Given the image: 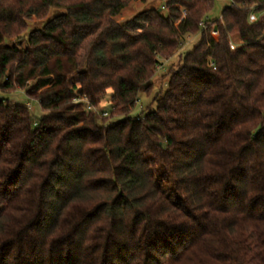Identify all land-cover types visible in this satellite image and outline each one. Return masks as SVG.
<instances>
[{
    "label": "trees",
    "instance_id": "obj_1",
    "mask_svg": "<svg viewBox=\"0 0 264 264\" xmlns=\"http://www.w3.org/2000/svg\"><path fill=\"white\" fill-rule=\"evenodd\" d=\"M133 1L0 0V264H264V0Z\"/></svg>",
    "mask_w": 264,
    "mask_h": 264
},
{
    "label": "rangeland",
    "instance_id": "obj_2",
    "mask_svg": "<svg viewBox=\"0 0 264 264\" xmlns=\"http://www.w3.org/2000/svg\"><path fill=\"white\" fill-rule=\"evenodd\" d=\"M230 4V0H214V5L212 9L207 13V18L212 20V19H217L220 17L221 10ZM161 7V8H160ZM150 8H159L158 10H162V1L161 0H145V1H140V0H135L133 2H130L127 7H125L122 12L115 17L116 21L118 22H123L125 20L130 19L133 15L137 14L140 11L147 10ZM58 10H52L48 16L46 17L49 18L55 13H57ZM163 14H165V9H163ZM260 13H258L259 15ZM41 25V22L33 20L30 24L29 27L26 31V33L32 29L33 27ZM198 40V35H191L185 39L184 45L180 49V53L185 52L187 50H190L194 43H196ZM233 42L237 41V38L232 39ZM89 44V39L86 40L82 48L80 50V58L83 57L84 53L87 50ZM178 63V54L173 55L169 59H165L162 61V63L157 67L156 73L153 77V89L152 92L149 95H146L144 93L139 95V100L134 107L132 113L133 114H138L140 113L143 109H147V107L150 106V108L155 107V103L152 101V98L154 94L160 89L161 91L166 88V82H167V72L170 70L171 67L175 66ZM109 93H107L106 97L102 100L101 104L99 105V109L102 111H109L110 109V101H109ZM0 98L8 99L9 102L11 103H19L23 105H28V108L31 112V114L34 117H39L41 115V110L38 105V102L35 100H30L26 97L25 93L21 89H17L12 92H3L0 90ZM95 109V108H94Z\"/></svg>",
    "mask_w": 264,
    "mask_h": 264
},
{
    "label": "built area",
    "instance_id": "obj_3",
    "mask_svg": "<svg viewBox=\"0 0 264 264\" xmlns=\"http://www.w3.org/2000/svg\"><path fill=\"white\" fill-rule=\"evenodd\" d=\"M254 7H255V6H251V12H250L249 15H248V20H249L250 22L255 21V20L257 19V17H258V13L255 12V11L253 10ZM213 34H214V35L216 34V31H215V30L213 31ZM234 46H235V44H234L233 42H231V43H230V48L233 49ZM104 114H105V113H104Z\"/></svg>",
    "mask_w": 264,
    "mask_h": 264
}]
</instances>
